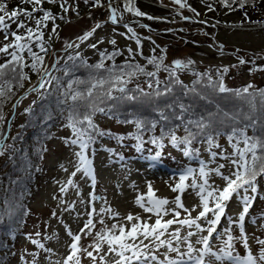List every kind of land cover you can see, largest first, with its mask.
<instances>
[{
  "label": "snow or ice",
  "instance_id": "snow-or-ice-1",
  "mask_svg": "<svg viewBox=\"0 0 264 264\" xmlns=\"http://www.w3.org/2000/svg\"><path fill=\"white\" fill-rule=\"evenodd\" d=\"M45 0H21L22 4L31 5V10L27 8H21L19 6L8 10L7 3L4 0H0V32L4 34V39L7 41L9 37L12 38L11 42L5 43L0 47V54H3L10 59H7L4 63L0 64V123L5 120L3 112V104L5 101L15 95L13 87L22 88L25 80H30L29 74L25 71L26 68L30 69L39 75L38 84L30 88L29 92H40L41 89H45L46 86H50L53 80L57 78L52 76L51 72L45 65V56L48 53L47 41H45L44 29L48 27V22H53L51 33L49 34V40L52 35H58L55 25L56 17L43 8ZM48 3L55 4L57 0H47ZM115 0H108L109 16L107 21L96 23L90 31L85 32L83 35L78 36L77 40L83 43L94 36L95 32L102 28L105 23H111L116 25L123 19L124 13H130L137 17H145L146 13L141 11L135 5V0H123L122 9L120 7H114ZM206 2V0H202ZM219 2L231 9L232 5L238 4L239 8H244L246 5L251 4L255 7L258 0H219ZM68 0H62L60 3L61 9L66 13L68 7H66ZM85 4L91 3L92 7H104L102 0H84ZM172 3L178 5L180 9L189 8V10L195 13V9H191L187 0H172ZM209 11L214 10L211 4H208ZM75 11V9H73ZM42 12V15L37 17L35 13ZM78 14V13H77ZM197 16L199 13H195ZM24 17L25 19H21ZM247 18V13H245ZM63 19V17H61ZM147 19H155L152 16H147ZM184 20H190L191 18L182 16ZM34 21L35 27H30L26 22ZM9 21L11 23H9ZM12 23L16 24V30L9 31ZM206 23V22H201ZM127 29L126 33H120L124 35L126 39L134 40L137 45V52L133 53L131 48L127 51L129 56L134 60L135 55L139 54L143 56L141 37L135 32V30L128 24H124ZM143 27H148L143 25ZM215 27V25H213ZM24 32L21 33L20 30ZM115 31V29H113ZM171 31V30H169ZM207 34V33H205ZM147 39H151L148 37ZM101 38L97 43L90 44L89 47L97 48V45L103 43ZM113 46L116 45V40L111 39L109 41ZM154 44L155 41H152ZM33 45L39 48V52L33 50ZM79 48L80 44H73L65 41V49L67 48ZM211 47V45H210ZM223 54V45L217 46ZM11 49V51H10ZM155 53V48L152 50ZM161 51H164L163 49ZM27 53V58L25 57ZM44 53V55H40ZM119 49H114L111 53L107 51H101L99 53L100 60L94 64L89 65L79 53L75 57L69 56V60H80L81 66L87 67L92 71L89 73L88 78L85 79H72L69 80L67 88L65 90V97L72 101V105L69 109L67 123L65 127L71 130L72 135L65 138V143L68 146H74L78 148V151L74 152L76 157L75 171L71 173V176H76L77 173H81L82 177H87L92 182V187H95L96 178L94 175L93 161L89 156V152H95V148L92 146L97 143L98 138L108 136L114 138L118 143L123 145L125 137L122 135H114L110 131L103 130L95 123V117L97 114L111 115L112 109L101 107L107 100H121V101H136L140 97L145 98H159L170 94L173 91V84H180L177 70L187 69L194 61L192 60H174L172 62L173 67H169L164 64V56L152 55L147 57V65H152L155 71H148L146 65L139 63H133L131 60H126L124 64H115V57L121 55ZM30 59L31 63L27 60ZM112 61L111 66H106L105 61ZM239 64L243 65L249 63L243 57H238ZM59 63V58L53 63L52 68L55 69ZM251 63H255L252 61ZM75 67V65H74ZM236 67V65H233ZM165 71L168 73L169 80L165 84L163 89L160 88L161 81L158 78L159 71ZM261 70L264 71V67L253 68L250 71ZM229 71L228 67L217 69V78L214 80L209 73H194L198 76L197 81L194 83H200L204 77L208 78L207 86L214 92L218 93H230L234 92L237 96L249 93V88L252 85H248L242 90L229 89L224 83V74ZM65 75H69V71L65 70ZM138 75H145L152 78L148 81L149 89L151 92H145L139 85L136 87V92L139 93V97L135 94H129L132 90L127 88V85L136 78ZM76 85L77 87H73ZM80 85H86L81 90ZM155 85V87H154ZM114 92H119L120 96H114ZM188 92L196 93L195 87L188 89ZM199 94V93H197ZM260 96L264 98V90L260 91ZM26 98V97H25ZM254 98V96H253ZM20 101L12 107L15 109ZM181 114L176 115L175 118L180 120L184 125L186 135L183 137L177 136L175 130L171 129L166 134L168 142L178 150L182 152L184 157L189 160H197L199 162L198 168H192L187 166L178 170V180L174 185H169L170 190L177 195L173 200L169 201L168 198L155 197L154 189L151 182L148 183L147 199L143 194L138 195L135 199V204L143 209L145 213H150L148 219L142 220L140 215H133L129 213L124 219L130 224L127 227L124 224H112L109 228L105 225L104 216L107 215L110 219L119 217V213L115 212L110 206L101 207L98 211L93 206L87 210L86 214L88 219L84 223V227L80 229V233H73L71 229L65 225L67 235L71 237V243L69 244V253L65 257L63 264H81L80 253H84L92 262L96 264L97 259L101 264H107L105 257L108 254H114L119 257L115 261V264H212L213 260L218 264H224V261H229L230 264H264V239L257 238L256 243L260 245L258 255H253L249 247V237L245 231L246 217H249L250 208L252 207L256 194L258 193L257 178L264 176V136H251L247 135L246 128H232L230 133H221L219 131H209L212 129L213 116L211 113L207 117L201 116L198 119H188L185 121L184 113L188 111L184 105H180ZM83 109V111L81 110ZM30 111V109H25ZM162 119L167 120L168 116L164 114L162 110H158ZM114 118V117H113ZM122 123H133L137 129L135 134H128L130 138L135 139L137 144L136 150L142 151L145 141L142 138V131L150 124V127L154 129L156 127V121L147 122L142 119H135L132 121L125 120ZM188 125H193L197 131L193 132ZM180 125H177L179 127ZM221 134L227 135V140L232 148V152L228 153L226 149H223L217 142V137ZM201 138V142L207 144V151L209 153V160L206 162L200 159V150L194 148L193 142L197 138ZM161 137H152L148 142L156 145L161 150L164 147L163 139ZM241 143L243 147H241ZM214 149H220L215 151ZM112 155L119 156L120 160L125 158L116 153L114 149H105ZM4 154V144L0 140V155ZM227 161L225 163H217V159ZM150 161V167L154 168L162 162V151H156L154 155L146 157ZM210 164H215V167H210ZM61 168H64L61 165ZM229 168V174H225L222 170ZM67 171L66 168H64ZM219 177L224 181V186L221 188L218 185L210 182L213 177ZM176 179L174 175L172 177ZM191 178V183L187 181ZM77 187L76 184L69 179L67 184L60 188L61 192L67 191L68 186ZM191 188L195 195L199 199L198 205H193L191 208L185 206L182 196ZM241 192L243 195H241ZM251 192L252 195L248 193ZM236 195L242 205V211L237 217L227 216V202L230 201ZM96 199L95 195L90 193L89 204ZM172 204L174 207L168 208L167 205ZM71 207V206H70ZM197 208L199 211L197 212ZM67 210V209H66ZM193 212H197L195 216ZM183 214V216H182ZM54 217L56 213L52 214ZM152 215L156 217L154 223H149ZM171 216V219L165 220V216ZM99 216L100 219L95 221V217ZM222 218H226L228 221V227L218 232V227L221 224ZM260 219H264L261 216ZM135 221V222H133ZM253 223H256L255 218L252 219ZM99 223L104 227L96 232L94 242L91 247L93 251H88L80 243L82 235H88L91 230L96 228V224ZM173 225H178L172 231H169ZM235 225L239 229V236L232 235V226ZM264 227V225H262ZM186 229V233L182 234V230ZM87 230V231H86ZM118 231V235L115 234ZM204 233H207L206 235ZM214 234H216L214 236ZM39 235V233H37ZM168 238L165 239L164 237ZM195 237V241H193ZM32 244L43 249L44 244L38 240L31 239V234L27 237ZM219 239L222 246L219 250H213L212 241ZM239 243L245 248L246 254L241 256L235 248V244ZM137 241L139 243H137ZM148 241V243H145ZM107 245V252H104V245ZM199 245V247H197ZM181 246L185 247L184 251H181ZM160 248H166L164 253V259L160 260L155 254ZM51 252V249H46ZM94 252L96 253L94 255ZM103 253V254H101ZM169 253H176L175 257L169 255ZM33 262L36 264L35 254L33 253ZM211 258V259H209ZM54 264H60L59 261Z\"/></svg>",
  "mask_w": 264,
  "mask_h": 264
},
{
  "label": "rangeland",
  "instance_id": "rangeland-1",
  "mask_svg": "<svg viewBox=\"0 0 264 264\" xmlns=\"http://www.w3.org/2000/svg\"><path fill=\"white\" fill-rule=\"evenodd\" d=\"M72 1L74 0H68V2ZM82 1L79 0L87 8L88 5ZM136 1V7L146 13L147 16H152L155 19L149 20L147 16L137 17L130 13H124L123 19L118 24L105 23L102 28L95 32L93 37L83 43L77 40L78 36L90 31L95 27L96 23L108 20V0H102L104 7L86 9L80 18L73 14L68 15V20L57 27L56 31L58 35H53L55 47L59 50L54 48L53 51H49L50 53H48L46 66L51 74L57 71L56 68H52L57 58H60L59 62H62L70 51L77 49L86 52V55H90L95 59L98 57L99 51L110 44L109 41L111 39L116 40V47H121L124 51L131 48L136 53L137 45L135 41L126 39L124 35H120V33L127 32L123 22L131 21L133 18L136 20L133 22L135 25L133 29L141 37V50L143 52V56L139 54L136 56L143 63H146V58L152 55H163L165 61L172 66L174 60L187 61L190 59L194 61V64L187 69H181L188 80L192 78L193 71L217 69L219 66H226L229 68V71L224 75V83L228 88L242 85H264V71H250L253 68L264 67V59L254 64L249 62L243 65L239 64L238 61V57H246L250 52L264 56V13L253 14L256 21L246 24L239 14L232 11L221 10L219 13L213 14L212 12L208 14V4L206 3L199 2L194 4L187 2L191 9H195V13H199L197 16L189 8L180 9L178 5L172 3V0ZM122 3L123 0H115L113 6L122 9ZM179 12L182 16L191 19L186 21L182 19V16L180 18L175 17V13ZM158 21H161L160 24H158ZM202 21L206 23H201ZM147 23H154L157 26L150 27ZM143 25H147L148 27H143ZM169 27L173 29L167 32ZM148 37L151 39H147ZM101 38H103L104 42L98 44L97 48L89 47L90 44L97 43ZM1 40L2 38H0V42ZM65 41L73 44L79 43L80 47L65 49ZM152 41H155V43L153 44ZM218 45H223V54H221V50L217 47ZM154 48L155 53L152 51ZM162 49L164 51H161ZM233 65H236V67H233ZM40 93L41 90L39 93L28 92L25 95L26 98H24V101L17 109L20 115L18 121L23 119L25 109L34 100L39 98ZM102 123L115 131L124 132L129 130L128 127L116 124L114 120L109 118L104 119ZM57 133V137L48 146L43 164V172L30 189L29 204L31 212L27 222L23 225L22 232L14 234V250L10 254L7 264H32L33 253L35 254L36 264H54L56 261L63 264L65 257L70 251L69 244L72 242L71 237L67 235L65 225L73 233H80V229L84 227V223L88 219L86 212L91 206L94 205L97 211L101 207L110 206L115 212L120 214L119 217L114 219H110L107 215L104 216L105 225L109 228L112 224H124L130 227V224L124 219L129 213L134 216L140 215L142 220L148 219V216L151 215L150 213H145L143 209L135 204V199L138 195L143 194L147 199V185L149 182L152 184L155 197H166L171 201L177 193L172 192L169 185H174L178 180V175H176L178 170L187 166L192 168L199 167L197 160L185 162V157L177 150L166 149L164 151L167 156L166 161L170 163L175 161L177 165L173 167L176 171H170V168L169 170L160 165L152 168L150 167V163L137 158L127 146H121L115 140H106V146L108 147L106 149H114L116 153H119L125 159L120 160L119 156L112 155L105 149L92 153L94 154L92 157L89 152V156L93 161L96 178L95 187H92L91 180L87 177H82L81 173H77L74 177L71 176V173L75 171L76 157L74 156V152L79 150L65 143V138L72 135L71 130L61 125L57 128ZM218 143L228 153L232 152L227 139H220ZM206 149V144L200 145V159L207 162L209 160V153ZM214 150L219 151L220 149ZM217 163L227 164V161L218 158ZM61 165L67 171L61 168ZM209 166L215 167L216 165L210 164ZM222 171L225 174H229V168H225ZM174 175L176 179L172 178ZM69 179H72L77 187L69 185L67 191L61 192L60 188L66 185ZM210 182L221 188L224 186V181L219 177L214 176ZM187 183H191V178ZM257 188L256 199L250 208L249 217H246L245 221V231L248 234V243L253 255H258L260 250V245L256 243V239H264V227H262L264 219H260L261 216H264V179L259 182ZM90 193L96 197L92 205L88 203ZM248 194L252 195L251 192ZM241 195H243L242 192ZM182 200L188 208L199 204V199L191 188L184 193ZM167 207L172 208L174 205L169 204ZM198 211L199 208H197ZM241 211L242 205L239 198L235 195L228 205L227 216L235 218ZM53 212L56 213L55 217L52 215ZM197 212H193L192 215L195 216ZM171 218L170 215L164 217L165 220ZM253 218H255L256 223L252 222ZM94 219L98 221L100 217L96 216ZM155 219L156 217L152 215L149 223H154ZM220 225L224 226V228L225 226H229L227 219L222 218ZM103 227L104 225L97 223L96 228L92 229L90 234L84 235L81 233L82 240L80 243L88 251H93L89 246L93 244L96 232ZM175 227H178V225H173L169 231H172ZM186 231V229L182 230V234H185ZM28 234H31V239L38 240L45 247L41 249L32 244L27 238ZM115 234L118 235V231ZM204 234L206 235L207 233ZM232 235L239 236V229L235 225L232 226ZM164 238L167 239L168 237L165 236ZM195 239L193 237V241ZM137 243L139 242L137 241ZM145 243H148V241H145ZM212 244L213 250L217 251L222 246L219 239H214ZM235 248L241 256L246 254L245 248L238 240ZM46 249H51L52 251L48 252ZM184 250L185 247L181 246V251ZM166 251V248H160L155 254L160 260H163ZM104 252H107L106 244L104 245ZM169 255L175 257L176 253H169ZM80 257L81 264H93L84 253H80ZM105 259L107 260V264H115V261L119 257L114 254H108ZM96 264H101L99 259H97ZM212 264H218V262L213 260ZM224 264H230V262L224 261Z\"/></svg>",
  "mask_w": 264,
  "mask_h": 264
},
{
  "label": "trees",
  "instance_id": "trees-1",
  "mask_svg": "<svg viewBox=\"0 0 264 264\" xmlns=\"http://www.w3.org/2000/svg\"><path fill=\"white\" fill-rule=\"evenodd\" d=\"M4 2L7 3L9 11L17 6L27 8L30 11L32 7L29 4H22L21 0H4ZM61 2V0H57V3L52 4L45 0L43 4L44 10L50 11L56 17L55 25L58 27L68 20V15H74L77 13L83 15V12L86 9L94 8L91 3L87 4L88 6L86 8V6L84 7L79 0H74L67 3L66 7H68V11L65 13L60 7ZM82 2L84 3V0ZM136 2L137 1L135 0V5ZM187 2L194 4L199 2L211 4L214 10L209 11V9H207L208 14H211L212 12L213 14L219 13L221 10L235 12L239 14L246 24L256 21L255 15L253 14L258 15L259 13H264V0H258L255 7H252L251 4H249L244 8H239L238 4H234L232 5V8L235 10L223 6L219 0H206V2H202V0H187ZM73 9H75V11ZM245 13H247V18L245 17ZM208 14L207 16H209ZM35 15L39 17L42 15V12H37ZM174 16L180 18L182 15L179 12L175 13ZM61 17H63V19H61ZM21 19L25 18L21 17ZM131 21L135 22L136 20L132 18ZM25 22L30 27H35L34 21L25 20ZM160 22L161 21H158V24H160ZM9 23L11 22L9 21ZM147 24L150 27L157 26L154 23ZM128 25L132 28L135 26L134 23ZM52 27L53 22L50 20L48 22V27L44 29V39L47 41L46 46L48 47V53L54 48L57 49L53 41V35L49 40V34L51 33ZM171 29L173 28L169 27L167 32H170L169 30ZM14 30H16V24L12 23L9 31ZM20 32L23 33L24 30L21 29ZM0 38H2L0 47L12 40V38L9 37L6 41L2 32H0ZM114 49H119L122 53L115 57V64L122 65L126 60H131L133 63L146 65L148 71H155L152 65H147V61L146 63H143L136 55L134 60H132L128 51H124L121 47H116V45L113 46L112 44H108L101 49L99 53L101 51L111 53ZM33 50L39 52V48L35 45H33ZM48 53L45 56V65L47 64ZM77 53H79L80 57L89 65H94L100 60V55L94 59L90 55H86V52L84 51L77 49L70 51L64 58V61L59 62L56 65L57 71L54 72L52 76L57 79L53 80L50 86L41 89L39 98L34 100L33 103L26 108L30 109V111H25L24 117L21 121H18L20 115L18 114L17 109L24 101L25 95L29 92L28 90L38 84L40 78L38 74L31 72L30 69L26 68L25 71L29 74L30 80H25L22 88L13 87L15 95H12L11 98L3 104L5 120L0 123V140H2L4 144V154L0 155V264L8 263L10 254L14 250V234L22 232L23 225L27 222L28 216L30 215L31 207L29 204V192L43 172V164L48 146L50 142L57 137V128L61 125L65 126L67 123L69 109L72 105V101L67 99L64 95L68 82L69 80L76 78L86 80L89 73L92 71L87 67L81 66L80 60L68 59L69 56L75 57ZM24 55L27 58V53ZM40 55H44V53H40ZM262 57L264 56H259L258 53L256 54L255 52H250L246 57L243 56L247 61H254L255 63L264 59ZM7 59H10V57L0 54V64L4 63ZM27 62L31 63V60L28 59ZM105 64L106 66H111L112 61L106 60ZM164 64L173 67L167 63L165 59ZM223 67L226 66H219L217 69H222ZM66 69L69 71V75H65ZM217 69L193 71L192 78H189V80L184 75L183 71L177 70V75L180 81H182L183 86L180 84H173V91L170 94L159 98L140 97L136 101L107 100L101 105V107L111 108V115L97 114L95 117V123L98 124L101 129L110 131L114 135L124 136L125 139L123 145L119 144L130 148L135 156L142 159V161L150 163L146 157L154 155L156 151H162L163 159L159 165L164 168H170L172 171H176L173 166L177 164H175V161H172L171 163L167 162V156L164 151L170 149L177 150L180 154H182V152L168 142L166 134L169 130L174 129L177 136L183 137L186 135L184 125L180 120L175 118L176 115L181 114L180 105H184L188 108V111L184 113L185 121L188 119L195 120L201 116L207 117L208 114L211 113L213 116V125L212 129L209 131L230 133L232 128H246L249 137L254 135L264 136V98L259 94L261 90H264V85L261 84L249 88V93L253 94V98V96H248L247 94L237 96L234 92H214L207 86V77H204L200 83H194L198 79V76L194 73H209L215 80L217 78ZM158 78L162 82L160 88L163 89L169 80L168 73L161 70L158 72ZM151 79L152 78L145 75H138L127 85V88L132 90L129 94H135L139 97V93L136 92L137 85H139L145 92H151L152 89H149L148 87V81ZM247 86L248 85H242L229 89L242 90ZM73 87L75 88L77 86L73 85ZM85 87L86 85L79 86L81 90ZM193 87H195L196 93L188 92L186 95L185 92ZM113 95L120 96V93L114 92ZM18 100L20 103L15 109H13L12 105L16 104ZM81 110L83 111V109ZM158 110H162L164 114L168 116V119H162ZM106 118L114 120L116 124L128 127L129 130L119 132L111 129V127L102 123ZM137 118L147 122L156 121V127L154 129H152L149 124L142 131V138L145 143L143 144V150L139 152L135 147L137 141L130 138L128 135L137 132L135 125L133 123H122V121H132ZM177 125L180 126L177 127ZM188 127L193 132L197 131L193 125H188ZM162 135L165 137L163 139L164 147L162 150L156 145L148 142L152 137L159 138ZM216 139L217 142H219L220 139H227V135L221 134ZM106 140L115 139L108 136L98 138L97 143L92 146L95 148V152L108 148L106 146ZM202 144L206 143L201 142V138L198 137L197 140L193 142L192 146L199 149ZM240 146L243 147V144L241 143ZM90 153L92 157L94 154H92L91 151ZM192 161L193 160H189L185 157V162ZM263 179L264 176L258 177L256 182L257 185ZM229 202L230 201H228L227 204H229ZM223 229L222 226H219L218 232ZM236 251L238 252L237 249Z\"/></svg>",
  "mask_w": 264,
  "mask_h": 264
}]
</instances>
